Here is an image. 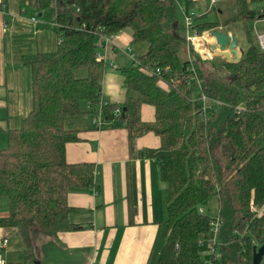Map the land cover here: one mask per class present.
<instances>
[{
  "label": "trees",
  "instance_id": "obj_1",
  "mask_svg": "<svg viewBox=\"0 0 264 264\" xmlns=\"http://www.w3.org/2000/svg\"><path fill=\"white\" fill-rule=\"evenodd\" d=\"M17 1L35 4L46 19L43 27L56 23L59 43L55 51L23 58L32 68L33 108L0 147V199L8 201L0 227H34L46 237L82 227L69 220L76 208L68 194L95 188L96 168L68 161L66 147L80 140L86 115L93 120L102 98L107 63L97 59V37L131 28L132 42L148 48L137 54L139 65L121 69L123 104L104 105L102 123L94 127L126 128L132 153L139 136L154 132L161 139L159 147L138 151L158 162L167 183L168 229L157 264H203L213 215L200 209L212 197L222 219L214 264H254V247L264 243V50L249 24L264 18V0H229L235 10L224 18L215 5L202 15L192 12L199 0ZM178 4L199 34L246 25L250 45L240 59L203 61L198 53L192 59L186 45L181 60L186 37L176 19ZM211 12L219 18L209 20ZM149 66L151 73L144 69ZM80 68L86 76H76ZM143 104L154 106L155 120L142 119Z\"/></svg>",
  "mask_w": 264,
  "mask_h": 264
},
{
  "label": "crops",
  "instance_id": "obj_2",
  "mask_svg": "<svg viewBox=\"0 0 264 264\" xmlns=\"http://www.w3.org/2000/svg\"><path fill=\"white\" fill-rule=\"evenodd\" d=\"M201 1L206 3L205 10L208 12L212 6L210 0ZM260 6L264 7L263 3ZM218 18L217 15L214 20ZM45 20L35 4L21 5L17 0H4L0 5L2 144L7 143V131L19 127L33 108L32 68L23 62V58L57 49L59 38L56 23L51 22L49 27H43ZM246 27L244 24L234 25L227 31L237 36L240 57L243 48L250 45ZM263 27L255 30L250 26L254 29V33L251 31L257 45V35L264 32ZM127 29L108 44L106 51L107 62L111 64H107L104 74L102 98L109 104L121 105L126 98L121 69L133 66L131 55L125 52V43H133V31ZM99 40L100 36L97 38ZM134 44H146L143 52L133 51L135 54H142L148 48L145 42ZM119 49L125 53L124 57L130 65L122 67L116 62L118 54L115 51ZM230 57L234 56L227 58ZM83 109L90 110V107L84 103ZM141 116L144 121L155 120L154 106L143 104ZM85 126L79 134L80 140L66 147L68 161H89L96 168L95 188H72L68 194L69 204L76 208L69 220L82 227L64 230L52 237H46L34 227H0V253L4 256L5 264H37L38 261L39 264H88L92 259L95 264L158 263L168 229L165 203L167 183L161 178L158 162L138 155V151L159 147L160 137L154 132L139 136L132 153L126 128L97 129L90 114L86 115ZM7 214L8 201L0 199V216ZM4 239H8L7 243H4ZM27 250H33L35 258L28 260Z\"/></svg>",
  "mask_w": 264,
  "mask_h": 264
},
{
  "label": "built area",
  "instance_id": "obj_3",
  "mask_svg": "<svg viewBox=\"0 0 264 264\" xmlns=\"http://www.w3.org/2000/svg\"><path fill=\"white\" fill-rule=\"evenodd\" d=\"M216 1L217 0H210V4L214 5ZM193 25H194L193 16L190 14H186L185 37H186L187 49H188L190 58L192 59L195 58V53H198V55L203 61H211L215 59L216 56H220V55L226 56L224 54V51H221L219 49L218 50L212 49V44L217 43V41H216L215 36L212 35L211 31H206L203 34H199L196 30H194ZM119 35L120 34H111V35L100 34L99 35L100 40L97 41V46H98L97 59L99 61H105L107 64H110V62H107V53H106L108 44H111L113 42V39L115 37H119ZM257 38H258L260 47L264 50V32H259L257 35ZM125 52L131 55L133 59V66H137L140 64L137 59V54H135L130 47L125 49ZM144 69L148 71L151 69V67L150 66L145 67ZM160 72H161L160 68L156 67L155 73H160ZM203 99L205 102L210 100L206 96H203ZM106 104L107 102L104 101L103 98H101V100L99 101V105H98V112L93 118V123H95V125H99V126L101 125L102 107ZM207 107L208 105L205 106V109ZM117 111H120V108H118ZM252 210L260 211L258 207L254 205L252 206ZM200 211L202 213L205 212L204 208H201ZM221 226H222V219H221L220 214L213 215L211 219V226H210V237L208 241L206 242V248L202 251L203 264H214L213 257H219V250H218L216 243L219 239V233L221 231ZM3 241L4 243H7L8 239H4ZM0 264H5V260L1 256V253H0ZM88 264H95V262L92 259L90 260V262H88Z\"/></svg>",
  "mask_w": 264,
  "mask_h": 264
},
{
  "label": "rangeland",
  "instance_id": "obj_4",
  "mask_svg": "<svg viewBox=\"0 0 264 264\" xmlns=\"http://www.w3.org/2000/svg\"><path fill=\"white\" fill-rule=\"evenodd\" d=\"M199 2H200V4L198 5V7H196L195 11H192V12H196L198 15H202L204 12H206V10H205L206 9V7H205L206 3L201 1V0ZM263 5H264V3H263ZM216 6H217V8L221 7L224 9V13H219V14H221L219 16H221L223 18L231 15L235 10L234 5L229 0H218ZM217 14H216V12H211L209 14L210 16L208 17V19L214 20L216 18ZM176 19H177L178 23H180L182 26H185V24H186V13H185L183 6L181 4H178V7L176 9ZM255 22L257 23V25H256L257 27L255 26ZM263 23H264V18L251 22L250 26L256 30V29L262 28ZM242 24L243 23H236V26H241ZM254 29L251 28V30H253V33H254ZM263 29H264V27H263ZM127 30L129 31L130 29H127ZM125 45H126L125 48L130 47L134 52L136 51L137 53L143 52L146 48L144 46L146 44H143V46H138L137 44H134V43H128V45L125 43ZM186 45H187L186 42L183 43V48L180 52L181 60L186 59V51H185ZM115 52H117V54H118V60L116 62L119 63L120 66L123 67V65H130V62L128 61V59L125 58L126 55L122 50L119 49V50H116ZM124 55H125V57H124ZM110 64H111V62H110ZM86 74L87 73H86L85 68H80V69L76 70V76L77 77H84V76H86ZM5 146H6V143H4V144L0 143V147H5ZM2 199H7V198H2ZM202 207L204 208L205 213H208L210 215L217 214L218 213L217 198H215V197L210 198L207 202L203 203ZM262 263L264 264V258H263ZM11 264H13V263H11Z\"/></svg>",
  "mask_w": 264,
  "mask_h": 264
},
{
  "label": "water",
  "instance_id": "obj_5",
  "mask_svg": "<svg viewBox=\"0 0 264 264\" xmlns=\"http://www.w3.org/2000/svg\"><path fill=\"white\" fill-rule=\"evenodd\" d=\"M212 35L215 36L217 43L212 44V49L224 51L226 57L231 56L230 59L235 61L240 59L241 49L239 48L238 38L236 35H232L228 32H223L221 30H212ZM229 50V51H228ZM264 258V243L260 246L255 245L253 250V261L254 264H261ZM40 261L37 262L39 264Z\"/></svg>",
  "mask_w": 264,
  "mask_h": 264
}]
</instances>
